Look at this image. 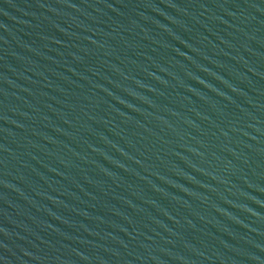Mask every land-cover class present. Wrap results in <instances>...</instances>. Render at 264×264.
Segmentation results:
<instances>
[{"label": "water", "instance_id": "1", "mask_svg": "<svg viewBox=\"0 0 264 264\" xmlns=\"http://www.w3.org/2000/svg\"><path fill=\"white\" fill-rule=\"evenodd\" d=\"M264 198V0H66Z\"/></svg>", "mask_w": 264, "mask_h": 264}]
</instances>
